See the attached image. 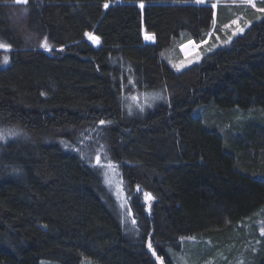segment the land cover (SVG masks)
<instances>
[{"label":"trees","instance_id":"trees-1","mask_svg":"<svg viewBox=\"0 0 264 264\" xmlns=\"http://www.w3.org/2000/svg\"><path fill=\"white\" fill-rule=\"evenodd\" d=\"M204 1L0 0V264H173L192 237L264 264V0ZM232 11L250 25L230 40ZM190 40L218 47L176 73L159 54ZM130 85L166 101L129 117Z\"/></svg>","mask_w":264,"mask_h":264},{"label":"rangeland","instance_id":"rangeland-1","mask_svg":"<svg viewBox=\"0 0 264 264\" xmlns=\"http://www.w3.org/2000/svg\"><path fill=\"white\" fill-rule=\"evenodd\" d=\"M204 2L205 1L203 0V3ZM213 4H215L217 7L216 2ZM247 4L253 6L254 3L250 0L219 3V5L223 7L235 6V8ZM231 16V21L229 23H221L219 28L221 32H227L228 30L230 31V40L237 37L238 35H241L245 31V29L250 25V23H246L245 19L243 18L242 12L238 13L236 11H232ZM216 38L217 42L221 39L219 33L216 34ZM144 39L147 41L152 40L148 36H144ZM88 40L91 43L96 44L95 39L88 37ZM195 44L196 43L190 44L188 42L185 43L182 48L181 46L176 48L175 43H173L170 48L162 51L159 54V58L164 61L176 73H180L183 70L200 63L207 53H210L213 49L218 47V43H216L212 47H205L202 51H199V46ZM187 53L191 54L184 55ZM130 86L134 90L128 91L125 97L123 95V104L124 102H126V105L124 104V112L129 117L142 116L148 111L153 110L159 104L164 103L166 101V96H164L161 92L137 91L132 85ZM94 144L96 143L94 142ZM92 160L96 166H99L101 168L104 182L107 188L117 200L119 209L122 211V217L126 219V222L131 221L132 215L127 205L129 200L127 201V197L124 193L122 180L117 166L107 160V156L105 155L101 146L93 155ZM186 240L188 241V243L183 244L180 251L171 250L169 252V256L173 261V264H214L213 259L207 257L205 260L204 258H202L204 256V250L202 248H199V243L196 237L188 238ZM204 249L206 250V248ZM157 260L159 264H161V259ZM46 263L47 262H42L41 264ZM82 264L90 263L85 262Z\"/></svg>","mask_w":264,"mask_h":264},{"label":"snow or ice","instance_id":"snow-or-ice-1","mask_svg":"<svg viewBox=\"0 0 264 264\" xmlns=\"http://www.w3.org/2000/svg\"><path fill=\"white\" fill-rule=\"evenodd\" d=\"M15 3H16L17 5H27L28 0H15ZM197 3H203V0H197ZM104 7L107 8V7H108V4H105ZM140 7L143 8V4H141ZM212 7L215 8L216 5L213 4ZM26 12H27V8L25 7V8H23V13L26 14ZM189 43H190V44H193L194 42H191V41H190ZM39 46L42 47V48H44L45 50H50V47H51V46L47 43V39H46V38H45L44 41H42V42L40 43ZM0 49H4V50L7 51V50L10 49V45L7 44L6 42H2V41H0ZM3 62H4V63H7V62H8V58L5 57L4 60H3ZM42 95H43V93H42ZM100 123L103 124L104 121H101ZM5 135H6L5 132L0 131V139H3V138L5 137ZM12 135H15V133H12ZM146 195H147V194H146ZM262 234H264V230H262ZM151 247H152L151 244H149V248H150V249H151ZM153 254L155 255V252H153Z\"/></svg>","mask_w":264,"mask_h":264},{"label":"crops","instance_id":"crops-1","mask_svg":"<svg viewBox=\"0 0 264 264\" xmlns=\"http://www.w3.org/2000/svg\"><path fill=\"white\" fill-rule=\"evenodd\" d=\"M192 41V40H191ZM190 42V41H189Z\"/></svg>","mask_w":264,"mask_h":264}]
</instances>
